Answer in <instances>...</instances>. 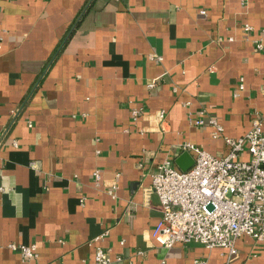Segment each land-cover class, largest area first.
I'll use <instances>...</instances> for the list:
<instances>
[{
    "label": "crops",
    "instance_id": "0c3cea01",
    "mask_svg": "<svg viewBox=\"0 0 264 264\" xmlns=\"http://www.w3.org/2000/svg\"><path fill=\"white\" fill-rule=\"evenodd\" d=\"M262 29L264 0H0V264H24L9 242H35L33 264L93 263L99 244L110 264L223 262L154 240L152 173L185 140L227 151L209 115L231 136L264 115ZM236 247L264 264V238Z\"/></svg>",
    "mask_w": 264,
    "mask_h": 264
},
{
    "label": "built area",
    "instance_id": "2783aa9c",
    "mask_svg": "<svg viewBox=\"0 0 264 264\" xmlns=\"http://www.w3.org/2000/svg\"><path fill=\"white\" fill-rule=\"evenodd\" d=\"M243 29L249 35L252 25L245 23ZM251 39L255 48L262 49L264 29ZM152 85L153 81L148 83V86ZM242 88L240 82L239 90ZM239 90L234 95H239ZM140 110L131 108L134 118ZM157 114L163 117L164 110ZM202 114H206L204 108L200 110V116L189 115L188 119L200 125L204 122ZM207 122L211 137H221L227 151L216 155L185 140L179 143V149L190 151L194 157V163L188 169H179L171 158H165L158 165L152 173L151 187L158 195L161 215L151 235L165 247L178 241H195L208 248H224L223 262L211 263L196 258L195 264H235L239 236L264 238V115H254L247 131L239 136L226 134L223 124L212 115L208 116ZM243 151L247 157L241 156ZM94 176L97 181L100 179L98 169L94 170ZM115 187L113 184L110 192ZM8 247L20 252L24 264H33L32 260L37 256L35 242H9ZM110 261L109 251L99 244L94 249L93 263L86 264H110Z\"/></svg>",
    "mask_w": 264,
    "mask_h": 264
},
{
    "label": "water",
    "instance_id": "95a60500",
    "mask_svg": "<svg viewBox=\"0 0 264 264\" xmlns=\"http://www.w3.org/2000/svg\"><path fill=\"white\" fill-rule=\"evenodd\" d=\"M174 162L179 169L186 170L194 163V157L190 151L183 150L175 156Z\"/></svg>",
    "mask_w": 264,
    "mask_h": 264
}]
</instances>
